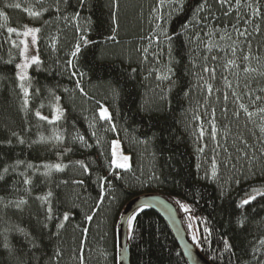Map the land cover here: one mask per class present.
I'll return each mask as SVG.
<instances>
[{
    "label": "trees",
    "instance_id": "trees-1",
    "mask_svg": "<svg viewBox=\"0 0 264 264\" xmlns=\"http://www.w3.org/2000/svg\"><path fill=\"white\" fill-rule=\"evenodd\" d=\"M160 8L159 0H0L8 17H0V264H118L120 218L147 194L178 206L212 264H264V195L243 205L253 190L264 193V0H184L179 13L163 6L159 25ZM28 27L40 29L41 63L25 97L17 65ZM116 141L130 169L114 168ZM56 164L62 170L45 167ZM129 242L131 264H188L153 210L136 218Z\"/></svg>",
    "mask_w": 264,
    "mask_h": 264
},
{
    "label": "snow or ice",
    "instance_id": "snow-or-ice-1",
    "mask_svg": "<svg viewBox=\"0 0 264 264\" xmlns=\"http://www.w3.org/2000/svg\"><path fill=\"white\" fill-rule=\"evenodd\" d=\"M37 2H38V3H42L43 0H37ZM58 2H59V0H58ZM63 2L67 3V0H63ZM217 3L220 4L221 7H223V6H225V5L231 6L232 0H217ZM236 3H237V4H240V3H241V0H236ZM84 4H85V0H80V6L82 7V6H84ZM165 5H170V6H172L173 11H175L176 13H179L180 11L183 10V7H184V0H159V6H160V7H163V6H165ZM5 7L20 8L21 5H20L19 3H15V4H6ZM248 7H249V8H252V4H248ZM202 8H203V6H201V8H198V9H197V12L201 11ZM56 10L59 11L60 9L57 7ZM157 11H159V7L157 8ZM254 11H255L256 14H259L260 9L257 8V9H255ZM226 14H227V13H226ZM29 15H31V16H33V17H39V16L41 15V12H39V11H29ZM171 15H172V13L170 12V13H169V16H171ZM0 17H3L5 20L8 19V17L6 16V14H5L4 12H2V11H0ZM161 19H162V17H161ZM185 27H186V26H185ZM236 30L239 32V35H240V36H244V35H246V33H247V29H245L244 31H239V29H236ZM7 31H8L9 33H15V32H17V30H16L15 28H11V27H9V28L7 29ZM39 31H40L39 28H27V30H26L25 32H23L22 35H24V36L31 35V36H32L33 43H35V41H36V34H37ZM161 32H162V34H163L164 36H166L168 39H171V37H169L168 34H167V32H164L163 29H161ZM17 34L19 35V34H21V33H17ZM209 35H211V32L209 33ZM222 38H223V37H222ZM82 39H84V43H87V42H88V41L86 40V38H83V37H82ZM149 39H151V37H150ZM197 39H199V37H197ZM157 41H158V38H157ZM22 43H23V42H22ZM13 46H16V45H15V41H13ZM208 47H209V49H211L212 44L209 43V44H208ZM79 51H80V45L77 44V46H76V50H75V52L72 53V55L75 57L76 54H77ZM232 51H233V54H235L236 49L233 48ZM26 52H27V44H25L24 49H23V52H22L21 54L23 55V54L26 53ZM244 59H245V60H248L249 57H248V56H245ZM32 63L38 65V64L41 63V61L38 59V57H32L31 60H29V58H28L27 56H25L24 63L17 65V67H19L20 70H21L20 75H19V79H20L21 81H24V80L28 79V77H27V69L29 68L30 64H32ZM69 63H71V61H69ZM229 63H230V64H231V63H234V61H229ZM246 70H247V69H246ZM203 71H206V72H207V71H211V72L214 73L215 69H209V68L205 67V68L203 69ZM253 71H254V70H253ZM72 75L74 76V75H76V73L73 72ZM164 78L166 79L167 77H164ZM229 87H231L230 84H229ZM21 88H22L23 91H24V95H25V97H27V96L29 95V92H28V89L24 86L23 83L21 84ZM81 91H83V89H81ZM208 91H209V93H211V91H212V86H211V85H208ZM225 99H227V96H225ZM256 99H260V97H256ZM24 103H25V105H27V104H28V100L25 99ZM239 107H240L241 109H243V111L247 114V116H248L249 118H252L254 115H257V113H253V112L249 111V109H248L247 107H245L244 104H240ZM258 112H259V114H261L262 117H264V108H260V109L258 110ZM36 115H37L41 120H47V119H48L46 116H42L39 112H37ZM235 115L239 116V113L237 112V113H235ZM101 118L106 119V120H109V119L111 118V117L109 116V114L107 113V110H106V109L101 111ZM50 122H51V121H50ZM260 130H261V132H264V127H261ZM200 135H201V137L204 135L203 129H201ZM213 138H214V137H213ZM56 139L59 140V139H61V137H60V136H57ZM79 139H80L81 141H83L84 138H83V137H79ZM41 140H42V141L45 140V137L42 136V137H41ZM20 143H24V141L21 139V140H20ZM245 143H247V142L245 141ZM199 151H203V148L199 149ZM124 160H125V163H123V164H118L117 167H120V168H127V167H128V165H127V163H126V161H127V157H125ZM27 167H28V168H32L33 165L29 164ZM45 167H47V168H49V169L52 168V167H55L57 170H62V167H63V166L60 165V164H56V165H45ZM82 167H84L85 171H87V166H86V165H82ZM3 171H4L5 173H7V172H8V168L5 167V168L3 169ZM47 174H48V173H45V175H47ZM216 174H217V173H216V165L213 164V166H212V176L215 177ZM21 175L23 176L24 174L21 173ZM0 179H3V177L0 176ZM23 183H24V184H27V185H30V184L32 183V181H31L30 179L25 178V179L23 180ZM77 183H82V181H77ZM253 192H254L253 195H251L248 199H246V200L243 201V205H246V204L250 203L252 200H255V199H256L257 190H253ZM258 194H260V195H264V193H258ZM51 195H52V193L49 192V193L47 194V196H45V197H40L39 199H42L45 203H47V202H48V197H50ZM23 203H26V201H24V200L19 201V203L17 204V206L19 207V204H23ZM177 203H179V201H178ZM181 207L184 209L185 212L190 211V209H189V207H188L187 205H183V204H181ZM47 211H48V213H49L48 219H51V218H52V217H51L52 209H51L50 206L48 207ZM63 218H64L65 220H67V219H68L67 214H65ZM133 218H134V217H129V220H132ZM88 219L90 220V219H91V216H89ZM60 227L62 228V227H63V224H61ZM21 231H22V230H21ZM193 239L195 240L196 237L193 236ZM261 243L264 244V241H261ZM224 245H225V249H226V250H229V249H230V245H229V243H228L227 240L224 241Z\"/></svg>",
    "mask_w": 264,
    "mask_h": 264
},
{
    "label": "water",
    "instance_id": "water-1",
    "mask_svg": "<svg viewBox=\"0 0 264 264\" xmlns=\"http://www.w3.org/2000/svg\"><path fill=\"white\" fill-rule=\"evenodd\" d=\"M148 210L158 213L168 224L188 264H212L191 240L178 206L162 194L140 196L125 208L118 225V264H131L130 242L128 243L130 223L132 220L135 223L136 218ZM129 217L134 218L129 220Z\"/></svg>",
    "mask_w": 264,
    "mask_h": 264
},
{
    "label": "rangeland",
    "instance_id": "rangeland-1",
    "mask_svg": "<svg viewBox=\"0 0 264 264\" xmlns=\"http://www.w3.org/2000/svg\"><path fill=\"white\" fill-rule=\"evenodd\" d=\"M163 10H164V8L161 7L160 8V12H159V25L162 24V21H163V15H164V11ZM161 17H162V19H161ZM28 28H34V27H28ZM26 30H27V28L23 32H25ZM22 42H23L22 43V52H23V49H24L25 44H27V52L23 54V58H22V60H21V62L19 64L24 63L25 56H27L29 58V60H31L32 57H38V59H40V56H39V48H38V33L36 34V41H35V43H33L32 36L31 35H28V36H24L23 35ZM33 64L34 63L30 64L29 68L27 69V77H28V79H29V76H30V68H31V66ZM20 72H21L20 68L17 67L18 79H19ZM28 79H26L24 81H21L19 79V81H20L21 84L22 83L24 84V86L28 89V92H29ZM105 109L107 110V113L111 117V113H110V111L107 108L103 107L101 109V111L102 110H105ZM101 111H100V117H101ZM103 120H105V121H111L112 120V117L109 120H106V119H103ZM114 143H113V146H112L113 166H114V168L115 169H121V170H127V168L130 169L131 168V157L129 155H126L124 153V150H123V147H122V144H121L120 141H116V143H117L116 145ZM125 157H127L126 163H127L128 167L127 168L117 167V165L119 163L120 164L125 163V160H124ZM260 192H263V189L262 188H260L259 190H257V194L260 193ZM188 226H189V229H190L191 237L192 238H193V236L196 237V234H197L196 231L197 230H196V226L194 224V221H193V223L191 221H189Z\"/></svg>",
    "mask_w": 264,
    "mask_h": 264
},
{
    "label": "bare ground",
    "instance_id": "bare-ground-1",
    "mask_svg": "<svg viewBox=\"0 0 264 264\" xmlns=\"http://www.w3.org/2000/svg\"><path fill=\"white\" fill-rule=\"evenodd\" d=\"M115 145L117 144L116 142L114 143ZM124 154V153H123ZM118 157V156H117ZM120 159V158H119ZM121 161V160H120ZM119 163V162H118ZM120 164V163H119ZM116 165V164H115ZM128 169V168H127ZM133 223L134 221L132 220L131 223H130V227H129V233H128V243H129V238H130V233L132 231V228H133Z\"/></svg>",
    "mask_w": 264,
    "mask_h": 264
}]
</instances>
